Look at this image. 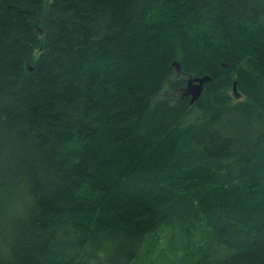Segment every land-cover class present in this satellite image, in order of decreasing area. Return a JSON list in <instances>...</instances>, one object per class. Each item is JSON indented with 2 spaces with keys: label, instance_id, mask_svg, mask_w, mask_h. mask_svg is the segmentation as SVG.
<instances>
[{
  "label": "trees",
  "instance_id": "trees-1",
  "mask_svg": "<svg viewBox=\"0 0 264 264\" xmlns=\"http://www.w3.org/2000/svg\"><path fill=\"white\" fill-rule=\"evenodd\" d=\"M0 192V264H264V0H0Z\"/></svg>",
  "mask_w": 264,
  "mask_h": 264
},
{
  "label": "rangeland",
  "instance_id": "rangeland-1",
  "mask_svg": "<svg viewBox=\"0 0 264 264\" xmlns=\"http://www.w3.org/2000/svg\"><path fill=\"white\" fill-rule=\"evenodd\" d=\"M177 70V69H176ZM168 96H172L168 94ZM29 208V200L25 194H5L0 192V253L4 256L8 255L10 245L12 242L14 234V223L18 221V218H22L26 215ZM163 235V236H162ZM159 236V239L162 241L160 243V248H168V234L167 232ZM197 247H202L206 245V239L203 241H198L196 244ZM208 247V244L205 246ZM158 253H154L152 256H148L146 259H142L138 264H160V259L156 257ZM157 259L152 261V259ZM162 263V262H161Z\"/></svg>",
  "mask_w": 264,
  "mask_h": 264
},
{
  "label": "water",
  "instance_id": "water-1",
  "mask_svg": "<svg viewBox=\"0 0 264 264\" xmlns=\"http://www.w3.org/2000/svg\"><path fill=\"white\" fill-rule=\"evenodd\" d=\"M174 67L177 70H180L181 65L179 62L173 63ZM212 77L205 75V76H196L190 77L187 79V86L185 88V95L190 97V104H194L202 95L205 85L207 82L211 81Z\"/></svg>",
  "mask_w": 264,
  "mask_h": 264
}]
</instances>
